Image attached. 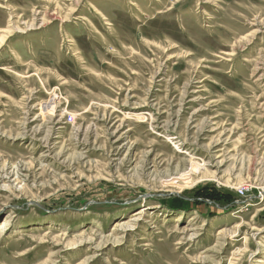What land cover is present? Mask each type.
Instances as JSON below:
<instances>
[{"label": "rangeland", "instance_id": "1", "mask_svg": "<svg viewBox=\"0 0 264 264\" xmlns=\"http://www.w3.org/2000/svg\"><path fill=\"white\" fill-rule=\"evenodd\" d=\"M4 224L0 264H264V0H0Z\"/></svg>", "mask_w": 264, "mask_h": 264}, {"label": "bare ground", "instance_id": "2", "mask_svg": "<svg viewBox=\"0 0 264 264\" xmlns=\"http://www.w3.org/2000/svg\"><path fill=\"white\" fill-rule=\"evenodd\" d=\"M139 215H140V213H139ZM136 216H138V215H136ZM117 226L119 227V226H120V224H119V225H117ZM117 226H116V227H117ZM4 228H5V224L1 226L0 230H1V229H4Z\"/></svg>", "mask_w": 264, "mask_h": 264}]
</instances>
